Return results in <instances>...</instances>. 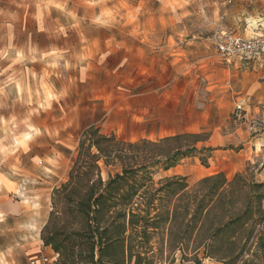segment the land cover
Segmentation results:
<instances>
[{"label":"clouds","instance_id":"obj_1","mask_svg":"<svg viewBox=\"0 0 264 264\" xmlns=\"http://www.w3.org/2000/svg\"><path fill=\"white\" fill-rule=\"evenodd\" d=\"M75 0H10V8H0V32L6 36V44L0 46V95L11 97L12 105L19 104L22 111L0 110V264H60L61 254L51 252V245L45 238L58 217L60 192L68 183L66 176L75 163V154L81 139L77 135L80 127L79 105L65 111L64 101L79 86L86 85L90 73L103 66L108 51L93 50L87 37L81 33L82 47L78 52L55 47L37 52L35 46H17L15 43L17 25L25 31L30 19L38 32H46L45 19H53L56 31L67 35L69 28L76 29L85 21L74 6ZM83 5L95 9L87 23L98 29H115L123 26L125 6L113 4L110 0H81ZM230 0H210V11L198 7V16L212 30L225 22L235 27L234 32L221 28L222 48L227 47L232 56L251 59L264 52V8L256 6L229 9ZM255 3V0H252ZM198 0H161L160 7L174 16L193 15L189 9ZM128 23L135 24L129 35L146 41L137 30L139 17L144 7H134ZM63 20V23L61 22ZM187 35V33H184ZM114 39V37H113ZM95 60V65L92 61ZM127 63V60L124 61ZM41 64L39 71L31 65ZM123 66V65H121ZM63 68L75 73L67 85L57 87L52 77ZM260 85L257 83L234 103L235 108H247L250 98ZM5 105L0 104V109ZM59 109L58 116H52L51 123L41 120ZM257 114L259 110L257 109ZM219 135L226 146L233 143L239 148L246 137L258 129L245 123L226 131L220 125ZM210 134V133H209ZM241 159L244 175L258 174L264 179V141L250 142ZM34 146L46 148L42 154L34 152ZM66 150V151H65ZM209 257V261H211Z\"/></svg>","mask_w":264,"mask_h":264},{"label":"trees","instance_id":"obj_2","mask_svg":"<svg viewBox=\"0 0 264 264\" xmlns=\"http://www.w3.org/2000/svg\"><path fill=\"white\" fill-rule=\"evenodd\" d=\"M60 192L58 217L45 238L60 264H194L211 257L221 264H264V182L219 171L192 186L184 175L154 181L158 170L176 166L209 138L208 132H182L157 140H124L85 128ZM117 166L107 178L101 165ZM264 224V223H263ZM257 227V228H256Z\"/></svg>","mask_w":264,"mask_h":264},{"label":"crops","instance_id":"obj_3","mask_svg":"<svg viewBox=\"0 0 264 264\" xmlns=\"http://www.w3.org/2000/svg\"><path fill=\"white\" fill-rule=\"evenodd\" d=\"M25 2L31 3L32 0ZM110 2L124 4L123 26H131L132 29L137 27L128 23L131 16L136 14L134 7L137 4L143 5L145 11L140 15L143 18L139 20L137 30L142 27L139 32L141 36L147 37L146 41L134 38L129 35L130 32L120 33V26L107 30L94 28L87 23V19L93 17L96 10L83 5L81 0H75L74 6L86 19L76 29L69 28L66 36L56 31V24L51 18L44 21L46 32L36 31L30 19L25 25V31H20V26L17 25L15 43L17 46H24L26 50L35 46L38 53L52 47L67 49L69 53L78 52L82 47L80 35L84 33L93 50L111 53L103 66L96 67L90 73L88 83L79 85L69 98L62 102L65 111H70L75 104L79 105L80 127L76 130L78 137L91 125L97 126L103 133H113L116 137L129 141L142 138L157 140L176 133L196 132L202 129L198 126L200 74L208 79L207 88L218 92L226 91L230 85L232 62L234 72L237 67L245 69L241 71L236 81V86L241 91V95L236 99L244 96L253 85L258 83L260 87L251 96L250 102L254 103L253 110L260 111L259 105H262L261 99H264V85L259 82L258 74L264 63H253L245 67L235 58L229 61L222 59L227 65L219 61H206L208 59L204 56L207 53L204 49L206 41L199 40L200 36L166 32L167 15L160 7L161 2L156 0H110ZM252 6L264 8L257 1L253 4L252 1L233 0L227 4V8L233 10ZM10 7V0H0V8ZM174 21L176 24L181 19L174 18ZM61 22L63 23V20ZM225 27L227 30L235 31V27L228 22L215 27L211 36L213 46L215 34ZM6 42L5 34L0 32V46ZM125 60L127 63H124ZM92 63L95 65L94 59ZM31 67L39 71L42 65L35 64ZM202 68L210 70L201 72ZM214 70L216 73H213ZM55 71L58 75L53 76L52 79L57 87L67 85L69 78L75 75L64 71L62 67ZM262 76L264 78V75ZM0 104L5 105V108L0 110L7 111L12 108L16 111L23 110L19 104L12 105L11 97L5 98L0 95ZM59 111L56 109L53 113L42 116L41 120L51 123L52 116H58ZM246 112L248 117L247 109ZM259 117L264 123V110L260 111ZM257 132L253 137H246L239 148L226 150L214 148L210 157V166L206 169L211 167L217 169L204 171L201 177L219 171L224 172L228 177L229 173L224 171L225 160L233 168V174L238 172L241 165L236 161L241 159L243 153L251 147L250 142L264 141V131L258 128ZM216 139L215 134L211 133L206 144L216 146ZM233 144L236 146L235 143ZM33 150L42 154L46 148L34 146ZM261 180L264 182V179ZM50 251L54 253L52 248Z\"/></svg>","mask_w":264,"mask_h":264},{"label":"rangeland","instance_id":"obj_4","mask_svg":"<svg viewBox=\"0 0 264 264\" xmlns=\"http://www.w3.org/2000/svg\"><path fill=\"white\" fill-rule=\"evenodd\" d=\"M156 2H161V0H156ZM173 2H176V0H173ZM210 0H198V5L193 4L192 7L189 9L193 13V15L188 17H182L179 14L173 15L170 12H166L167 15V33H179L183 34L186 32L188 36L191 35H198L200 36L199 40H205L206 46L204 47L205 50H207V53L204 55L208 59L206 61L213 60L214 62H221L223 65H227L222 58H220L212 44L211 36L213 34L214 29L208 30L206 27L205 22L198 16V7L204 8L205 12L210 11V9L207 7ZM143 17H139V20H142ZM174 18H177V20L180 18L181 21H177L176 24L174 23ZM142 28V27H141ZM140 28V30H141ZM133 29L131 26H120V33L123 32H131ZM139 30V31H140ZM207 39H210L208 41ZM233 62L230 63V67L232 69L231 74L229 75L230 78V85L229 89L226 91H217L212 90L211 88H207V78L203 76V74H200V87H199V115L200 120L198 123V126L202 129L196 131V132H208V133H214L217 139L215 140L216 146H210L212 150L214 148L220 149V150H226V149H236L237 145L235 146L232 144L231 146H226L224 143V140L219 135V129L216 127V125H220L222 128H224L226 131H232L234 128L244 125L245 123L254 124L255 127L258 129L260 128L261 131H264V123H262L259 119L260 111L264 110V99H261L262 105H259L260 111L257 114V109L253 110V102L249 103V107H247L248 111V117L244 115H236V112L234 110V103L237 100L236 97L241 95V91L239 90L238 86H236L237 78L240 77L241 71H244V68H236L235 72L233 71ZM207 68H202L201 72H205ZM213 73H216V70H214ZM264 66L261 67L258 74V80L264 85ZM203 82H206L205 84ZM255 115V116H253ZM258 131V130H257ZM255 131L252 133L251 136H255L258 132ZM260 131V130H259ZM209 134V137H210ZM209 138L202 142H198L196 146L199 148L202 145L209 146L206 144L208 142ZM241 144L239 143V146ZM212 150L209 151L207 149H203L200 151H196L193 153H190L189 155L185 156L179 163L171 168L169 171H163L158 170L153 175L154 181H157L159 178L164 176H170L174 174L178 175H184L187 178V182L190 186H192L199 178H201V175L204 171H214L217 168L211 167L206 169L210 166V157L212 156ZM101 165V176L103 179L107 178L108 173H114L119 168L117 166H108L105 167L102 162H99ZM225 170L228 172V178L230 179L234 174L232 173L233 168H231V165L228 163L227 160L224 162ZM218 166V165H217ZM71 167V166H70ZM239 171H242L240 168ZM213 174V173H212ZM255 179L262 181L258 174H254ZM67 179V177H66ZM263 182V181H262ZM264 200V199H263ZM262 207H264V201H262ZM264 220L259 223L258 230L256 231H264ZM257 228V227H256ZM255 251V246L252 244L251 246H246V252L244 254V257L251 258V254ZM176 260L172 264H194L190 260H181L180 259V252L177 251L176 254ZM249 259L245 261L244 263L240 262L238 264H255L254 262H250ZM168 264V263H166ZM201 264H221L215 260L209 261L208 258L204 259Z\"/></svg>","mask_w":264,"mask_h":264},{"label":"built area","instance_id":"obj_5","mask_svg":"<svg viewBox=\"0 0 264 264\" xmlns=\"http://www.w3.org/2000/svg\"><path fill=\"white\" fill-rule=\"evenodd\" d=\"M233 1V0H230ZM243 1H252V0H243ZM259 3H261L264 7V0H255ZM221 31V30H220ZM220 31H218L215 36H214V49L217 53V55L224 59V60H231V59H237L242 65H244L245 67H248L250 64L253 63H264V52L260 53L259 56L257 55H253V57L251 59L244 57V58H240L238 56H232L229 54L227 47L222 48L221 45L223 44V40L220 38ZM229 32H234L233 30H228ZM234 110L236 112V115L240 116V115H244L246 116L247 112L245 108H235Z\"/></svg>","mask_w":264,"mask_h":264}]
</instances>
